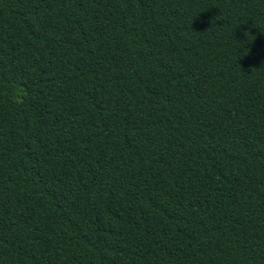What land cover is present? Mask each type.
Here are the masks:
<instances>
[{
	"label": "trees",
	"instance_id": "1",
	"mask_svg": "<svg viewBox=\"0 0 264 264\" xmlns=\"http://www.w3.org/2000/svg\"><path fill=\"white\" fill-rule=\"evenodd\" d=\"M0 264H264V0H0Z\"/></svg>",
	"mask_w": 264,
	"mask_h": 264
}]
</instances>
